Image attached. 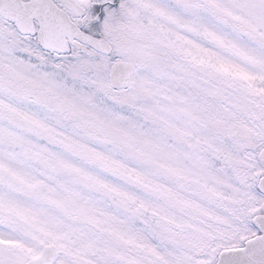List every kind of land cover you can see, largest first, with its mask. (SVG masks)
<instances>
[{
	"label": "snow or ice",
	"instance_id": "6c2138e0",
	"mask_svg": "<svg viewBox=\"0 0 264 264\" xmlns=\"http://www.w3.org/2000/svg\"><path fill=\"white\" fill-rule=\"evenodd\" d=\"M0 264H264V0H0Z\"/></svg>",
	"mask_w": 264,
	"mask_h": 264
}]
</instances>
